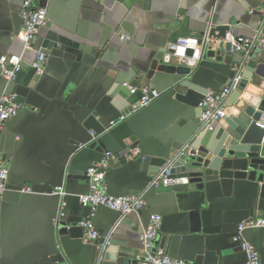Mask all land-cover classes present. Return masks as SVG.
<instances>
[{"label":"crops","instance_id":"obj_1","mask_svg":"<svg viewBox=\"0 0 264 264\" xmlns=\"http://www.w3.org/2000/svg\"><path fill=\"white\" fill-rule=\"evenodd\" d=\"M24 2L0 0V55L24 58L17 82L9 83L0 72V95L14 94L19 84L29 89L24 98L29 110L9 120L0 136V154L10 165L0 200V264H101L121 255L142 264L148 251L140 237L154 212L163 216L158 242L173 256L192 264H244L247 255L234 240L239 223L264 216L250 196L237 189L205 194L155 182L176 146L205 128L202 112L177 98L181 81L190 72L210 91L229 84L243 55H231L217 43L252 35L263 0H33L46 6L49 16L33 49L18 37ZM214 27L229 29L212 38ZM180 36L210 38L200 59L185 58L196 65L167 60L169 50L160 55ZM49 41L55 44L45 45ZM37 49L47 54L41 76L31 65ZM118 80L122 88L150 85L160 96L141 107L140 94L130 90L122 104L113 94ZM259 123L264 125V117ZM134 148L141 154L131 157ZM107 153L114 155L106 167L108 193H139L148 206L124 215L99 207L95 222L102 238L97 241L84 231L79 237L61 233L89 214L80 203L89 187L86 170ZM61 185L64 196L53 194ZM62 201L67 218L60 224ZM243 237L258 248L264 264V229H246Z\"/></svg>","mask_w":264,"mask_h":264},{"label":"built area","instance_id":"obj_2","mask_svg":"<svg viewBox=\"0 0 264 264\" xmlns=\"http://www.w3.org/2000/svg\"><path fill=\"white\" fill-rule=\"evenodd\" d=\"M260 13V24L252 35H238L232 39L233 50L242 53L244 58L241 64L235 66V76L220 91H209L200 103V106L204 108L201 123L209 129L213 128L212 124L214 122L222 120L227 116L228 100L238 90L242 82L246 62L252 58L257 49L264 48V0ZM21 17L23 26L18 37L23 41L26 49H33L41 28L48 23V8L46 6L37 7L33 0H25ZM171 46H173L171 54L173 58H187L189 57L190 50L193 51L191 55L192 59L198 60L201 58L203 43L199 37L180 36L171 43ZM31 65L37 75L41 76L45 72L47 65V54L37 49ZM23 69L24 58L22 54L8 53L0 55V72L7 81H16ZM131 93L133 95L140 94L139 105L141 107H147L160 96V92L150 85L131 87ZM26 108L27 105L18 100L14 94L0 95V136L7 121ZM259 125L264 127L260 123ZM140 154V149L134 148L131 152V157L139 156ZM112 158H114V155L107 153L101 161L93 163L86 170L89 187L86 192L80 194V203L89 208L90 212L87 217L80 221L79 226L83 228L86 236L91 240L97 241L102 238L101 232L97 229L95 222L99 207L106 206L124 215L145 209L148 206V202L142 194L127 193L112 196L107 192L106 167ZM9 172V163L0 154V200L3 199L7 189ZM186 183H188L187 178L173 176L170 165H166L163 168L161 179L155 182L157 186L165 187ZM24 191H32V188L24 187ZM52 193L64 195L65 187L56 186ZM66 205V201H62L61 210ZM61 210L59 215L62 216L64 212ZM162 224L163 216L158 212L152 213L140 237L141 242L148 251L143 264H192L185 259L172 256L167 248L158 242ZM253 228L264 229V216H253L239 223L238 232L234 240L239 243L241 249L247 255V260L244 264H261L258 248L243 237L244 230Z\"/></svg>","mask_w":264,"mask_h":264},{"label":"water","instance_id":"obj_3","mask_svg":"<svg viewBox=\"0 0 264 264\" xmlns=\"http://www.w3.org/2000/svg\"><path fill=\"white\" fill-rule=\"evenodd\" d=\"M227 29L229 28L214 27L211 29L210 35L214 38L219 36L217 31L224 33ZM223 37L227 38L226 35H223ZM201 42L209 47L210 38L205 41L201 39ZM46 44L51 46L55 42L49 41ZM217 46L225 48L231 55L234 54L232 40L219 41ZM44 50L42 49V51ZM168 50L170 52L166 55V59L170 60L173 46L161 50L160 55H165ZM260 52L261 49H257L252 58L246 62L242 82L228 103L227 116L214 122L212 129L205 127L196 137L185 143H179L176 146L178 151L170 161H166V165L172 167L173 176L188 179V183L175 185L176 187L185 186L188 191L205 192V194H217L221 191L229 194L237 189L239 192L250 196V203L254 204L259 211L264 212V127L259 125L264 117V92L259 91L260 88L264 90V66L259 64L258 56ZM192 53L193 51L190 50L189 57ZM181 60H187V63L192 66L196 65V61L193 60L189 61L185 58ZM243 61L244 58L236 60L235 64L239 65ZM187 76L177 88V98L203 112L204 108L200 106V103L210 89L194 82L190 72ZM18 79L14 82H17ZM118 83L120 85L114 89L113 94L120 103L125 104L123 97H126L125 92H130L133 84L130 88H122L123 81L118 80ZM28 90L27 87L19 84L15 87L14 94H16L18 100L24 102ZM120 103L117 104L122 107ZM26 110H29L28 106L23 111ZM90 119L88 127L92 128L95 119L93 117H90ZM99 130L101 128L97 127V133L101 132ZM57 195L61 196L60 194ZM182 195L187 196L189 192ZM65 210L66 207L61 210L64 215L57 217L60 224V221L67 218ZM83 231L80 226L72 228L65 226L60 229L61 233L69 232L74 237L82 236ZM101 264L141 263L136 259L121 255L113 260L103 261Z\"/></svg>","mask_w":264,"mask_h":264}]
</instances>
